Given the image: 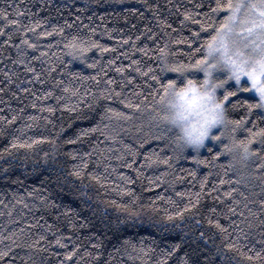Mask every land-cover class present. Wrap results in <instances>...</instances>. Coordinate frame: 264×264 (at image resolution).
<instances>
[{
  "label": "trees",
  "instance_id": "1",
  "mask_svg": "<svg viewBox=\"0 0 264 264\" xmlns=\"http://www.w3.org/2000/svg\"><path fill=\"white\" fill-rule=\"evenodd\" d=\"M199 2L200 0H148V3L154 5L149 10L141 0H123L122 3L117 0H100L99 4L94 0H0V8L7 11L11 18L20 19L24 24L45 18L49 20V23L44 24L43 27L50 28L53 24L63 25V22L67 20L74 26L66 29V32L77 31L81 21L83 24L95 25L97 26L96 36L101 43L116 49L115 52L104 53L100 66L91 68L81 61L72 60L65 54L62 44L48 49V43L61 39L55 34L40 39L41 51L48 52V55L41 60L32 59V56L39 55V52L34 49H27L28 55L20 57L16 48L5 45L4 37H0V89H3L0 91V116H7L9 119L13 115L18 116L12 124L0 120V129L3 130V134H0V156L3 157L0 159V253L7 252L3 258H0V264H59L60 261H64V264H157L162 255L159 249L165 246L163 242L167 241L168 245H171L181 240L187 242L182 244L176 254L166 261V264H179L180 258L185 253L188 254L189 261L194 264H264V251H262L264 244L261 243V240H264V225L260 224V220L264 219V211H262L264 204L261 203L264 200V169L257 167L258 164L264 163V160H261L259 156L255 157L250 164L251 175L243 182L237 172L228 168L227 161L230 159L228 155H222L219 160L213 158L215 153L222 150L221 145L226 143L225 140L211 141L201 150L200 156L207 157L212 165L210 169L207 164L197 165L191 159L185 161L181 158L176 161V155L169 142L172 133L166 128L150 123L146 113L141 110L128 108L126 104L121 103V100L127 98L146 106L151 101L153 89L157 87L158 82L151 80L152 73L145 77L134 70L136 65L127 67L132 60H141L140 67L144 71H147L149 66L153 67L155 74L160 75L161 82L177 78L180 83L184 82L183 77L178 73L159 72L155 41L163 47L167 40L170 49L175 53L173 56L179 60H186L185 53L192 46L172 44L171 41L179 35V32H173V29L182 27L180 21L184 19L185 10L199 12L200 15L195 19H205L203 13L208 12L209 9L207 6L202 9L193 6ZM203 3L207 5L212 3V0H203ZM85 5L88 6V11H83ZM212 6L215 7V4L213 3ZM129 9H139L143 17L139 13L129 12ZM17 10L21 12L19 17L15 15ZM113 12H119L120 15H109ZM157 12L159 19L154 15ZM225 15L227 13L222 11L213 19H222ZM77 16L81 17V21L76 20ZM100 16L104 17L103 20ZM125 16L127 19L124 18ZM88 17L92 19L89 20ZM160 20H167L172 25L167 29L169 37H166L161 30ZM4 22V18L0 16V25ZM104 25L110 29H118L112 34L116 39L110 36L100 37L99 33L104 30ZM145 26L151 28L152 32H146ZM13 27L15 26L9 25L5 30L9 31ZM120 29L123 31H119ZM40 30L42 29H38ZM194 31H202V29L198 25H192L191 21L188 22V27L183 28L185 37H190ZM152 33H157L155 41L149 39ZM137 34H141L139 41L135 39ZM207 35L209 33L203 34V36ZM20 36V33H16L13 42L19 43ZM28 36L35 42L32 33H28ZM127 36H131L132 40L122 44L121 37ZM133 44L137 49L147 44L153 52L145 57L143 53L133 49ZM123 53L127 55H122ZM88 55L100 58L99 51L95 49ZM21 58L25 59L26 63H19L18 59ZM112 59H115L116 63L108 66L107 61ZM90 63L91 60H89ZM53 65L55 70L49 71ZM29 66L35 67L37 72L42 73L40 79L45 83H40L33 73L27 71ZM121 66L125 68L123 73L116 71V68ZM101 67L108 75L107 77L100 75V84H97L94 79H82L80 75L71 74L82 73L84 76H95ZM203 75L200 71L189 73V76L197 79L203 78ZM109 78L115 79V85H106L105 81ZM148 84L152 87L149 88ZM65 87L79 89L80 94L72 96L71 92L63 93L62 90ZM104 87L115 88V91L121 92L122 95L117 97L113 93V99L101 100L98 105L95 99L100 96V89ZM23 88L29 91L24 92ZM226 89L236 93L227 102L228 106L235 101L249 103L259 101L251 91L244 90L249 89L245 82L236 84L230 81ZM45 90H53L56 95L63 94L66 98H70L73 105L79 104L78 111L72 113L60 108V104L69 102L68 99L61 100L59 104L54 97L48 100L36 99L42 96ZM221 94V96L225 94V89ZM145 96L146 100L143 98ZM33 101L38 105L56 104L57 110L55 114L47 111L41 113L39 108L31 107ZM89 104L91 107H88ZM109 106L132 116L129 120L110 114L112 120H104V124H110L108 131L117 136L116 140L108 139L100 132H95L81 137L76 144L65 143L69 136L78 134L80 129H88L98 123L105 108ZM21 109H24L22 114ZM29 114L41 118L36 121V127L24 133L23 139L40 135L56 137L62 125L66 130L60 134V139L56 140L55 145L43 142L32 149L16 148L5 152V148L10 145L12 135L18 134L15 130L25 123H33L27 119ZM231 115L234 118H242L244 110L240 107L233 108ZM44 116H48L53 123L44 120L42 118ZM257 117H264V109L254 110L251 118L253 122ZM247 134L245 129H241L238 133L241 137ZM153 135L164 138L155 140L152 139ZM145 140L148 142L144 143L143 147L137 143V141ZM125 143L140 148L142 155L135 158V167L144 163L143 153L153 149L157 151L162 149L161 155L166 153L173 156L172 163L175 167L167 169L170 174L162 181H157L159 187H150L147 177L160 175L166 170V166L147 168L144 176H137L133 169L123 166L126 160L133 159L128 154L129 150L124 148ZM253 147L259 149L260 144L255 143ZM73 149L92 153L90 157H83L88 161L83 177L70 175L72 165L81 159L80 156L74 159L68 154ZM46 152L47 157L44 155ZM122 153L125 158L118 159L117 157ZM185 155L191 158L196 153L188 149ZM222 164L223 168L220 167ZM181 169H197L198 175L193 179L187 171ZM208 171H211L212 175L208 179L204 195L197 208L186 212L183 219L175 217L174 220L169 221L165 214L166 210L174 212L176 205H183L189 200L188 196L181 197L177 193L185 190L199 191L200 179ZM88 173L99 174L101 179H92ZM120 173L131 176L136 183L126 184ZM178 177L184 179H177ZM222 179L226 183L220 184L219 181ZM170 185H174L175 191ZM122 186L135 189L133 195L139 196V200L132 203V196L118 190ZM231 189L236 191L231 196H225V192ZM158 196H163L165 199H156ZM40 197H47V200H41ZM168 197H171L176 205L170 203ZM53 200L60 207H53L51 204ZM113 201L116 203H112ZM119 205H128L129 210ZM65 206L79 210L82 219L76 221L77 224H83L86 218L90 222L89 226L78 230L69 227L68 220L76 213H65ZM230 207H234L236 211L230 213ZM212 208L216 211H210ZM133 212L139 215H132ZM256 213L259 215H255ZM209 218L219 220L228 232L221 233L215 224L208 223ZM48 225L52 226L51 232L48 231ZM21 229L25 230L24 233H20ZM241 229L243 231H240ZM201 232L204 233V237L199 235ZM38 233L46 235L47 239L40 240L39 245L33 248L30 245L33 241L39 240ZM53 233L56 236L65 234L64 242L67 248L50 243L56 238ZM91 233L96 235L91 240L86 239ZM141 238H144V247L151 244L152 248L156 249L149 252L147 257L138 250ZM129 239L137 244V250H133L131 245L124 243ZM153 239L160 242L159 245L153 243ZM97 242H102V247H93ZM229 242L236 244L237 247L227 248L226 245ZM76 244L81 247L71 260H67L64 253L73 250ZM218 250L221 254H218ZM87 252H91L92 255H87ZM96 252L102 253L99 259H96ZM257 253H260L259 257L256 256Z\"/></svg>",
  "mask_w": 264,
  "mask_h": 264
},
{
  "label": "snow or ice",
  "instance_id": "2",
  "mask_svg": "<svg viewBox=\"0 0 264 264\" xmlns=\"http://www.w3.org/2000/svg\"><path fill=\"white\" fill-rule=\"evenodd\" d=\"M94 2L99 4L100 0H94ZM117 2L122 3L123 0H117ZM141 2L149 10H151L154 7V5L148 3V0H141ZM213 3L215 4V7L212 6ZM193 6L196 8H201V9L204 8L205 6H207L209 11L203 13V16L205 17V19H203V20L195 19L196 16L200 15L199 12H190V11L185 10L183 13L184 19L180 21V24L182 25V27L180 29H173V32L178 31L179 35L177 36V38L175 40L171 41L172 44H186V45L192 46V47H189L187 49V52L185 53L186 60L195 59L197 56L200 55V48H201L200 40L202 39L204 33H207L209 29L214 28L215 21H214L213 17L216 16L217 13H221L222 11L230 13L229 15L225 16V21H227V20L235 19L236 14L239 12V7L234 8L233 4L231 3V0H227V2H224V0H212V3H208L207 5H205L203 3V0H200L199 3H196ZM177 7H180V5H177ZM251 7L253 9H255V12L250 14L248 17H246L245 22L248 23L249 26L247 28H242L241 29L242 32L247 31V32L251 33L253 31V29H255L257 27L264 28V0H260V6L259 7L255 4L251 5ZM88 10H89L88 6L85 5L83 11H88ZM128 11L133 13V14L139 13V9H129ZM139 14L141 15V17H143V13H139ZM15 15H16V17H19L21 15V12L19 10H17ZM109 15H120V13L119 12H113V13H109ZM154 15L156 16L157 19H159V13L158 12L154 13ZM0 16H2L4 18V21H5L3 25H0V37H4L3 43L5 45H12L14 48H16L20 57H26L28 55L27 49H34L37 52H39V55L32 56L33 60H41L42 57L47 56L48 55L47 51H41L42 45H40V39L42 37H51L54 34L61 37V39L56 40L54 43H48L47 44L48 49H51V48L55 47L56 45L62 44L64 49L67 47L74 48V49L79 47L84 52H91L93 49L98 50L100 53L99 59L95 56H88V59L84 62L86 65H88V67H91V68H97L98 66H100V63H101V60L103 59L104 53L116 51L115 48H113L107 44L101 43V40L97 38V36H96L97 26H95V25L90 26L88 24H83V22L81 21V17H79V16L76 17V20L81 21V22H80L79 28L75 32H66V29L72 28L74 26L73 24H70L69 21H67V20H65L63 22V25L53 24L50 26V28H45V27H43V25L49 23V20L45 19V18L37 19L34 21H29L28 24H24L20 19L11 18L9 16V13L2 8H0ZM103 18H104L103 16H100L101 20H103ZM124 18L127 19L126 16ZM88 19L91 20L92 18L88 17ZM189 21H191L192 25L200 26L202 31H194L190 37H185L183 34V28L188 27ZM9 25H12L15 27L11 28V30H9V31H6L5 29L8 28ZM159 26H160L161 30L164 32L165 36L169 37L170 34L167 32V29L171 28L172 25L170 23H168L167 20H160ZM225 26H226L225 24H221L220 28L222 29ZM133 27H135V26H133ZM145 28H146V32H152L151 28H148L147 26H145ZM38 29H42V30L38 31ZM81 29H86L87 31H82ZM103 29L104 30L99 33L100 37L110 36L113 39H116V37L113 36L112 34H113V32L117 31L118 29H115V28L110 29V28H108L107 25H104ZM119 31H123V30L120 29ZM16 33L21 34V36L19 38V43L13 42V37ZM28 33L33 34V37L35 38V42L32 38H29ZM81 35L89 38L92 41L91 48L86 47L82 43L81 44L77 43L79 41ZM156 35H157V33H152V36L149 37V39L155 41ZM68 37H71L70 43H66V40ZM135 39L137 41H139L141 39V34H137ZM130 40H132L131 36H127L126 38L121 37L122 44H127ZM155 42H156V50H157L156 60L158 62L160 61V58L162 56L175 54L173 50L169 49V47H168L169 43L167 40H165L163 47L160 46V43L158 41H155ZM132 47L134 50H137V51L143 53V55L145 57H148L149 54L153 52V49L149 48L147 44H145L143 47H140L138 49H137L135 44H133ZM122 55H127V53H123ZM130 59H131V57H130ZM89 60H91L90 64H89ZM18 62L21 64L26 63L25 59H22V58L18 59ZM115 63H116L115 59L107 61L108 66H111ZM149 64H151V61H149ZM132 65H136L134 70L136 72L140 73L142 76L146 77L149 75V73H152L151 80L154 82L159 81L160 77H159V75L155 74V69L153 67L149 66L147 68V71H144L140 67L141 60H138V59L132 60V63L130 65H128L127 67H132ZM158 65H159V63H158ZM193 66H195V65H193ZM54 70H55V66L53 65V67L49 71H54ZM124 70H125L124 66L116 68V71L120 72V73H123ZM27 71L33 73L35 76V79L38 80L40 83H42V84L45 83L44 80L40 79L42 73L37 72L35 67L29 66L27 68ZM71 74L80 75L82 79H94L97 84H100V82H101L99 79L100 75H104L105 77H107V75H108V73L106 71H104V69L102 67L100 68V71L95 76H91V75L84 76L82 73H71ZM129 79H131V77H129ZM105 83H106V85H115L116 81H115V79L109 78L105 81ZM145 83H148V81H145ZM169 83H171V81H169ZM137 87H139V85H137ZM148 87L151 88L152 85L148 84ZM244 90L249 91L248 89H244ZM0 91H3V89H0ZM22 91L28 92L29 89L23 88ZM62 91H63V93L71 92L72 96H76V95L80 94L79 89H72L71 87H65ZM113 93H115V96H117V97L122 95L121 92H116L115 88L104 87V88L100 89V96L95 99V103L99 105L101 100L113 99ZM33 95L35 96V93H33ZM84 95H88V93H84ZM235 95H236L235 92H229L225 96V100L228 102L230 100L229 97H233ZM50 97H54L57 104H59V102L61 100L68 99L69 102L60 104V108L66 109L72 113H75L78 111L79 104L73 105L70 102V98H66L63 94L56 95L53 90H45L43 95L37 97L36 99L48 100ZM143 98L145 100L147 99L146 96ZM121 103H124L128 106V108L135 109L137 111H139L141 108L140 103L133 102L132 100L127 99V98L121 100ZM231 106H232V108L240 107L244 110V115H242V118H236V121L238 124H243L244 128L247 131L255 132L256 130H254V129H258V128L260 131H264V127H260V125H264V123H262V121H264V117H257L255 119V122H253V120L251 119L253 114H254V110L259 109V107L255 106L253 104H250L247 101H235L231 104ZM31 107L34 109L39 108L41 113L44 111H47L48 113L55 114V112L57 110L56 104H40V105H38L35 101L32 102ZM88 107H91V104H89ZM23 112H24V109H21L20 113L22 114ZM110 114H114L116 116H120V117H123L125 119H129V120L132 119V116L129 115L127 112H119L117 109L112 108L110 106L106 107L105 112L101 115L100 121L98 123H96L93 127H90L88 129H80L78 131V134H74L73 136H69L65 140V143L76 144L78 141H80L81 137L89 135L90 133H95V132H100L101 135H104L108 139L116 140L117 136L113 135L112 132L108 131V129L110 128V124H104L105 119H107L109 121L112 120V115H110ZM17 118H18L17 115H13L11 117V119H9L7 116H0V120H3L8 124H12L14 121L17 120ZM40 118L41 117H38L37 115L29 114L27 119L29 121H32L33 123H25L20 128H17L15 131L18 134L12 135L10 145L8 148H5L4 151L10 152V149H16V148L32 149L35 145H37L39 143H43V142H48V143H52L53 145H55L56 140L60 139V134H62L66 130L63 125L61 126L60 131H59V133H57L56 137H52L50 135H40V136H29L27 139L22 138L24 136V133L27 130L32 129V128L37 126L36 121ZM42 118L44 120L48 121L49 123H53V121L48 116H44ZM249 124L251 126H248ZM70 126H71V123L69 124V127ZM101 126H103V127H101ZM0 134H3L2 129H0ZM163 138H164L163 136H157V135L152 136V139H155V140H162ZM98 142L99 141L97 140V143ZM147 142H148L147 140L137 141V143H139L141 147H143V144L147 143ZM259 144H260V148L257 149L255 155L259 156L261 158V160H264V139H262ZM123 146L125 149L129 150L128 154L133 157V159L131 161L126 160L125 164L123 166L127 167L129 169H133L137 176H140V177L144 176L145 170L147 168H151L153 166L158 167L160 165L166 166V170L164 172H161L160 175L147 177L150 187L151 186L159 187L160 185L157 183V181H162L165 176L170 174L167 171V169H171V168L175 167V165L172 163L173 156L167 155L166 153L161 155V152L163 151L162 149L160 151L153 149L152 151H148V152L143 153L144 163L141 164L139 167H135V165H136V159L135 158L142 155L140 148L133 147L132 144H127V143H125ZM166 147H167V145H166ZM209 151H211V149ZM68 154L71 155L74 159L77 156L81 157V159L77 163L72 165V172L70 173V175H74L76 177H83L84 172L88 167V161L83 159V157H90L92 155V153L84 152L82 150L77 151L76 149H73ZM44 155H45V157H47L48 153L46 152ZM221 156H222V154L217 152L214 154L213 158L216 160H219V158ZM117 158L118 159H124L125 156L122 153L121 156H119ZM181 158H183L185 161L191 159L197 165L207 164L209 169L212 167V165L209 163L207 157L202 158L199 155H197L195 157H191V158L187 157L186 155H183V156L176 155L175 156L176 161H179ZM0 159H3V157L0 156ZM257 167L264 169V163L258 164ZM181 170L187 171L188 174L193 177V179H195L198 175L197 169H191V170L190 169H181ZM4 171H7V169H4ZM88 175H90L92 177V179H95V180L101 179V176L99 174L88 173ZM119 175L126 182V184L130 185V184L136 183V181L131 176H128L126 173H120ZM211 175H212L211 171H208L205 175H203L201 177V179H200V190L199 191L185 190V191H181V192L177 193V195H179L181 197L188 196L189 200L187 201V203H184L183 205H176V202L173 201L171 199V197L167 198L170 203L176 205V211L168 212L166 210V212H165L167 219L169 221L174 220L175 217H180L181 219H183L184 214L186 212H189V211L197 208V206L201 202L202 195H204L205 188L208 184V179ZM177 179H184V178L178 177ZM219 183L224 184V183H226V181L222 179L219 181ZM170 186L172 187L173 191H175L174 185H170ZM85 187H86V185H85ZM118 190L120 192H122L123 194H127L129 196H132V203H135L136 201L139 200V196L133 195V193L135 192V189H133V188L122 186ZM212 191H215V189H212ZM235 191H236V189H231L229 192H225V196H231L232 193ZM29 195H32V193H29ZM84 195H86V193H84ZM40 199L41 200H47V197H40ZM156 199H165V197L158 196ZM22 202L23 201H21V203ZM112 203H116V202L113 201ZM261 203L264 204V200H262ZM51 204L53 207H57V208L60 207V205L56 204V202L54 200L51 201ZM25 207H27V205H25ZM119 207H121L125 210H129L128 205H119ZM210 211L215 212L216 209L212 208V209H210ZM235 211H236V209L234 207L229 208L230 213H234ZM262 211H264V210H262ZM64 212L65 213H72V212L76 213V215L74 217H72L71 219L68 220V226L69 227L78 230L79 228L89 226L90 222L86 218H84L83 224H77L76 223V221H79L82 219V217L80 216L79 210L65 206ZM132 215H139V213L133 212ZM241 215H243V213H241ZM255 215H259V214L256 213ZM36 223L38 224L39 221L37 220ZM208 223L209 224H215V226L220 230L221 233H227L228 232V229L223 224H221L219 220L209 218ZM260 224L264 225V219L260 220ZM33 226H35V225H33ZM47 228H48L49 232L52 231L51 225H48ZM24 231H25L24 229H21L20 233H24ZM240 231H243V230L241 229ZM13 235H15V233ZM37 235L39 236V240L33 241L32 244L30 245L33 248H35L39 245L40 240H46L47 239L46 235H42L39 233ZM53 235L56 236L55 233H53ZM95 235H96V233H91L88 237H86V239L91 240L92 237ZM199 235L201 237H204L203 232L199 233ZM65 238H66L65 234L62 233L61 235L56 236V238L53 241H50V243H55L56 245H59L62 248H67V244L64 242ZM225 238H227V237H225ZM237 239H239V237ZM245 239H247V237H245ZM143 240H144V238H141V240L139 242V249L138 250L140 252H142L145 257H147L149 252L156 251V249L152 248L151 244L148 245L147 247H144L143 246ZM186 242L187 241L181 240L179 242H173V243H171V245H168L167 241H164L163 243L165 244V246L159 249L160 253H162V255L160 257V260L157 261V264H166V261L168 259H171L172 256L175 255L176 252L181 248L182 244L186 243ZM73 243H75V242H73ZM124 243L131 245L133 250H137V247H138L137 244L135 242H133L131 239L124 241ZM153 243H157L159 245L160 242H157L153 239ZM261 243L264 244V240H261ZM80 247H81V245L76 244L75 248L73 250L65 252L64 255H65L66 259L71 260L77 254V251L79 250ZM93 247H95V248L102 247V242H97L95 245H93ZM226 247L229 249H233V248H236L237 245L229 242L226 245ZM262 251H264V249H262ZM6 254H7V252L0 253V258H3V256ZM86 254L92 255L91 252H87ZM218 254H221V253H219V250H218ZM101 255H102L101 252H96L95 253L96 259H99ZM256 256L259 257L260 253H257ZM249 258L251 259V257H249ZM59 264H64V261H60ZM179 264H194V262L189 261L188 254L185 253L183 255V257L180 258Z\"/></svg>",
  "mask_w": 264,
  "mask_h": 264
},
{
  "label": "clouds",
  "instance_id": "3",
  "mask_svg": "<svg viewBox=\"0 0 264 264\" xmlns=\"http://www.w3.org/2000/svg\"><path fill=\"white\" fill-rule=\"evenodd\" d=\"M231 3L234 8L239 7L236 18L225 21V15L214 20V28L200 40L199 56L188 60H179L173 55L160 58L159 72L178 73L184 82L180 83L179 78L161 82L160 78L151 93V101L146 106L141 103L140 110L146 113L150 123L172 133L169 142L175 155L183 156L192 149L195 156H200L209 138L216 142L225 140L219 153L230 157L228 168L237 172L243 182L251 175L250 164L256 157L257 149L252 145L264 139V131L258 128L249 132L243 124L237 123L231 115L232 106L225 100V96L233 92L227 90L226 85L232 80L239 84L247 77L251 82L248 90L255 89L259 96L258 102L250 104L264 109V28L257 27L251 33L241 31L249 26L246 17L255 12L251 5L259 7L260 0H231ZM221 24L226 26L221 29ZM70 42L71 37H68L66 43ZM77 43L91 48L92 41L81 35ZM168 47L170 49V44ZM64 52L72 60L83 63L90 53L79 47H67ZM194 71L202 72L203 78L189 76ZM221 71L227 73L226 77L217 76ZM219 89H225L223 96L219 95ZM217 128L220 131L214 135ZM241 129L248 134L239 136Z\"/></svg>",
  "mask_w": 264,
  "mask_h": 264
},
{
  "label": "rangeland",
  "instance_id": "4",
  "mask_svg": "<svg viewBox=\"0 0 264 264\" xmlns=\"http://www.w3.org/2000/svg\"><path fill=\"white\" fill-rule=\"evenodd\" d=\"M226 75H227V73H226V72H223V71L217 73V76H218L219 78H224V77H226ZM232 82L238 84V83H237L236 81H234V80H232ZM242 82H245V83L248 85V88H249V89L251 88V82H250V80H249L247 77H244V78L241 80L240 83H242ZM240 83H239V84H240ZM250 91L252 92L253 95H255V96L259 99V96L257 95L255 89H251ZM222 92H223V89H219V90H218L219 95H222V94H221ZM219 131H220L219 128L215 129V130H214V135H215V134H218ZM222 140H223V139H221V141H222ZM211 141H214V140H212L211 138H209V140L207 141V143H209V142H211ZM219 142H220V141H219ZM207 143H206V144H207Z\"/></svg>",
  "mask_w": 264,
  "mask_h": 264
}]
</instances>
